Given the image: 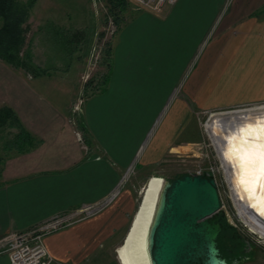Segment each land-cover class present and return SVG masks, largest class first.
I'll list each match as a JSON object with an SVG mask.
<instances>
[{
  "label": "crops",
  "instance_id": "obj_1",
  "mask_svg": "<svg viewBox=\"0 0 264 264\" xmlns=\"http://www.w3.org/2000/svg\"><path fill=\"white\" fill-rule=\"evenodd\" d=\"M226 4L227 0H177L159 14L139 12L119 29L109 69H102L108 74L104 90L89 95L83 104L81 118L90 145L77 138L68 119L72 82L49 75L33 77L0 60V107H10L33 137L31 147L13 149L0 164V238L98 202L114 191L112 203L121 197L124 173L137 164L152 122L184 77L187 67L179 79L178 57L190 46L199 49L221 15L218 40L234 39V47L211 49L199 69L191 70L144 164L153 160L152 153H173L185 143L193 120L189 102L209 108L211 90L226 75L252 81L264 73V15L257 14L264 11V0H235L229 8ZM213 56L217 59L212 62ZM146 115L151 124L140 126L138 121ZM113 230L112 213L107 211L46 235L44 244L55 259L80 264ZM0 264H9L6 255H0Z\"/></svg>",
  "mask_w": 264,
  "mask_h": 264
},
{
  "label": "rangeland",
  "instance_id": "obj_2",
  "mask_svg": "<svg viewBox=\"0 0 264 264\" xmlns=\"http://www.w3.org/2000/svg\"><path fill=\"white\" fill-rule=\"evenodd\" d=\"M20 1L26 2L27 0ZM125 1V7L122 10H117L115 14L109 12L110 5L106 0H35L29 11L26 23L25 46L31 49L34 62L41 66H51L55 60L54 57L61 59L60 52L62 51L63 55L65 51L61 37H56L54 34L58 27L87 29L85 38L89 37V32L91 30L90 34L93 32L90 41L88 43H81L80 49L74 51L69 67H65L66 65L55 60L52 64L55 70L52 74H49L50 77L56 79L68 80L72 82L75 87V89H71V91L74 90V94L71 96V101L68 105V119L70 123L74 125L75 129H77V138L81 140L83 144V131L79 128L82 111L76 114L72 111V108L79 98L85 100L97 90L96 84L103 76L102 74H105V71H102V69H108L110 66L103 61V58L107 56L106 52L108 50V55L111 54L113 39L125 23L139 12L143 11L132 1ZM234 1L235 0H227L225 8L232 6L231 4ZM260 11L261 9L257 10V14L264 15V11ZM220 17L215 24L211 26L207 40L199 49L195 50V47L191 48L190 46L183 50L178 57L177 72L179 79L183 70L186 67L187 69L184 73V77L178 82L177 92L172 98H167L165 104H163L161 116L153 122L149 115H146L144 120L140 119L138 121L140 126L141 124L147 126L152 122L151 132L150 136L145 139L140 148V153L136 161L137 164L133 165L130 167L129 171L125 172L127 173L126 179H124L119 186L121 190L123 188L121 197L115 199L113 203L111 202L112 205L109 208L103 209L84 219L89 220L108 211L112 213L114 230L111 236L104 242H101L99 239V242H97L80 264H111V259H113V264H119L115 250L121 243L130 224L142 193V187L148 177L158 175L163 177L164 180H168L177 175L204 173H209L216 182L222 209L225 212L222 221L226 228V232L234 229L236 230V235H239L240 238L243 237L249 240L251 243L250 253L246 254L245 258L241 261L235 262V264H264V235L261 236L260 233L253 229L242 218L235 206L237 200L232 197L234 193L237 199H239L238 194H236V174L239 173V169H236L238 168L236 167L237 163H240L239 160L250 161L249 159L253 158L254 165H257L258 156L256 152L252 153V157H250L249 154L245 156L241 149L246 145L245 139L242 135H231L229 132L230 134H228V136L231 143H228L231 144V148L227 158L231 157L233 165L227 167L229 164L225 162L224 156L220 157L216 152V147L206 129V124L208 122H211L216 116L224 115V112L241 111L252 107H264V81H262L264 80V73H258L256 76H253L256 77V80L252 79V81L249 77H247L246 81H241V79H233V75H226L221 79L219 87H215V89L211 90L209 108H201L189 102L188 105L192 109L193 120L191 121L192 124H190L191 129L185 132V143L179 144L180 146L177 147V151L173 153H152L154 156L153 160L151 162L146 161L144 164L147 151L161 133L160 129L162 130L161 127L164 122H166V114L169 112L170 108L175 105L174 98L182 95L184 84L190 77L191 70L195 71L199 69V66L211 49L216 51L218 48L227 47V44L230 45V48L234 47V39H229L228 41L218 40L220 36ZM230 34L232 35V33ZM233 36L235 37V35ZM195 42L196 41L193 43L189 42L188 45L190 43L194 44ZM216 59L217 58L213 56L211 61L213 62ZM211 61L210 64H207L210 65V67L212 65ZM212 73L213 72L210 74V78L211 80L214 79L216 83L218 80L217 78H213L214 75ZM157 107L158 105L156 108ZM81 110H83V105ZM147 113L150 114V112ZM253 131L251 130L250 132L253 134ZM13 132H15L14 128L8 125L3 129L0 128V164L11 155L13 151L12 148H7L5 144V140L10 139ZM226 132H228V130H226ZM244 133L249 135L248 131ZM230 136L232 137L230 138ZM178 138H181V135H179ZM248 151L250 152V148H248ZM244 166L246 168V165ZM251 166L252 165H248L247 168L250 170ZM223 167L225 169L227 168V174L224 172ZM251 170L253 169L251 168ZM253 182V178H251L250 181L247 179L244 182V185L246 188L248 187L249 191L253 189ZM241 203H243V201ZM241 209H245V206L242 205ZM248 209L250 208L248 207ZM234 242H236V240ZM222 245L226 244L222 241ZM239 253L240 252H238V254Z\"/></svg>",
  "mask_w": 264,
  "mask_h": 264
},
{
  "label": "water",
  "instance_id": "obj_3",
  "mask_svg": "<svg viewBox=\"0 0 264 264\" xmlns=\"http://www.w3.org/2000/svg\"><path fill=\"white\" fill-rule=\"evenodd\" d=\"M142 200L143 196L134 216ZM224 216L216 182L209 173L164 180L147 239L151 264H232L218 246Z\"/></svg>",
  "mask_w": 264,
  "mask_h": 264
},
{
  "label": "bare ground",
  "instance_id": "obj_4",
  "mask_svg": "<svg viewBox=\"0 0 264 264\" xmlns=\"http://www.w3.org/2000/svg\"><path fill=\"white\" fill-rule=\"evenodd\" d=\"M224 113V115L216 116L211 122H208L206 129L216 147V152L220 157L224 156L225 162L229 164L227 167L233 165L231 157L227 158L231 148V140L228 134L242 135L246 145L241 149L245 156L249 154L252 157V153L256 152L258 156L257 165H254L253 158L249 159L250 161L239 160L240 163H237L236 167L238 168L236 169H239V173L236 174V194H238L239 199L233 193L234 190L232 191V197L237 200L235 206L242 218L262 236L264 235V107H252L241 111ZM251 130H254L253 134L250 132ZM247 131L249 135L244 133ZM248 148H250V152ZM244 165H246V168ZM248 165H252L251 168L253 170L251 168L249 170L247 168ZM223 170L227 174V168L223 167ZM251 178L254 181L252 183L253 189L249 191L244 182L247 179L250 181ZM163 184V177L158 175H152L146 180L145 190L144 192L142 190L141 193L143 200L136 215L134 216L133 214L132 216L134 220L130 232L125 241L115 250L119 264H151L147 249V239ZM242 201L243 203H241ZM242 205L245 206L243 210L241 209Z\"/></svg>",
  "mask_w": 264,
  "mask_h": 264
},
{
  "label": "trees",
  "instance_id": "obj_5",
  "mask_svg": "<svg viewBox=\"0 0 264 264\" xmlns=\"http://www.w3.org/2000/svg\"><path fill=\"white\" fill-rule=\"evenodd\" d=\"M34 1L35 0H27L26 2H21L20 0H0V60L15 69H22L29 75L38 77L41 75L52 74L55 70V68L52 67L55 60L66 65L65 67H69L74 51L80 49L81 43H88L93 32L90 34L92 30L90 32L88 31L89 37L85 38L87 29L58 27L54 34L56 37H61L65 49L63 55L62 51L60 52L61 59L54 57L55 60L51 66L48 67L38 65L33 60L31 49L25 46V33L27 30L26 23ZM106 2L110 5L109 12L112 14H115L117 10H122L126 5L125 0H106ZM108 52L109 50L106 52L107 56L103 58V61H105L107 65H110V55H108ZM102 75L103 76L96 84L97 90L94 93L104 90L108 74L105 73ZM7 125L16 128L15 132L12 133V137L5 140L7 148L16 149L18 152H22L28 149V147H31L33 137L20 125L14 111L10 107L3 105L0 107V128L3 129ZM79 128L83 131L85 143L90 145L82 118H80L79 121ZM221 224L222 231L218 236V246L220 251H226L223 249L225 245H222V241L226 245H229L230 242H234L236 240V230L231 229V231L226 232L223 221H221ZM232 264L235 263L232 262Z\"/></svg>",
  "mask_w": 264,
  "mask_h": 264
},
{
  "label": "built area",
  "instance_id": "obj_6",
  "mask_svg": "<svg viewBox=\"0 0 264 264\" xmlns=\"http://www.w3.org/2000/svg\"><path fill=\"white\" fill-rule=\"evenodd\" d=\"M143 11L161 13L165 8L173 6L177 0H130ZM83 99L79 98L73 105L72 111L81 113ZM201 175V174H199ZM127 173L121 180L126 179ZM116 196L112 192L102 200L91 204H83L53 216L45 222L38 224L26 231L9 232L0 238V255H6L9 264H64L53 258L45 244L44 237L63 228L69 227L76 222L84 220L108 206Z\"/></svg>",
  "mask_w": 264,
  "mask_h": 264
},
{
  "label": "flooded vegetation",
  "instance_id": "obj_7",
  "mask_svg": "<svg viewBox=\"0 0 264 264\" xmlns=\"http://www.w3.org/2000/svg\"><path fill=\"white\" fill-rule=\"evenodd\" d=\"M251 243L249 240L236 235V242L229 243L223 247L226 251H220L228 262H237L245 258V255L250 253ZM238 252H240L238 254ZM234 260V261H232ZM232 261V262H231Z\"/></svg>",
  "mask_w": 264,
  "mask_h": 264
}]
</instances>
